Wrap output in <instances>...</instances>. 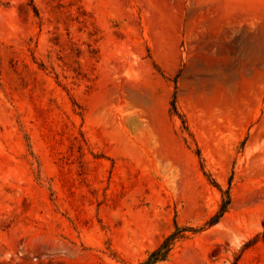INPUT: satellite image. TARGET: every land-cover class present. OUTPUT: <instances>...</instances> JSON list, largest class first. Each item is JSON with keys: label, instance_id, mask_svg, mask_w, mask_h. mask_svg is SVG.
Returning a JSON list of instances; mask_svg holds the SVG:
<instances>
[{"label": "rangeland", "instance_id": "rangeland-1", "mask_svg": "<svg viewBox=\"0 0 264 264\" xmlns=\"http://www.w3.org/2000/svg\"><path fill=\"white\" fill-rule=\"evenodd\" d=\"M241 1L0 0V264H142L176 223L156 264H264V0Z\"/></svg>", "mask_w": 264, "mask_h": 264}, {"label": "trees", "instance_id": "trees-1", "mask_svg": "<svg viewBox=\"0 0 264 264\" xmlns=\"http://www.w3.org/2000/svg\"><path fill=\"white\" fill-rule=\"evenodd\" d=\"M173 105L176 107L175 103H173ZM230 199V193L229 191H226V198H223L216 218L209 221V224L216 222L219 217L227 210ZM183 229V227L176 223L175 229L163 238L159 245L149 253L142 264H156V262L166 259L176 241L184 236L183 232H181Z\"/></svg>", "mask_w": 264, "mask_h": 264}, {"label": "bare ground", "instance_id": "bare-ground-1", "mask_svg": "<svg viewBox=\"0 0 264 264\" xmlns=\"http://www.w3.org/2000/svg\"><path fill=\"white\" fill-rule=\"evenodd\" d=\"M217 1H218V2H221V3H226V4H227V3H229V2H232L233 0H217ZM251 1H252V0H251ZM251 1H250V2H251ZM253 1H255V0H253ZM256 1H257V0H256ZM257 2H260V0L257 1ZM236 3H237V2H236ZM253 3H254V2H253ZM259 4H260V3H259ZM259 4L257 5V3H255L256 6H259ZM232 5H235V3H232ZM255 5H254V4H251V3L249 4L247 1L242 0V1H241V7H240V5H238V6H239L240 9H242V10H245V9H246L247 11H249V8H250L249 6H251V8H254ZM236 7H237V5H236ZM239 7H238V8H239ZM246 10H245V11H246Z\"/></svg>", "mask_w": 264, "mask_h": 264}]
</instances>
